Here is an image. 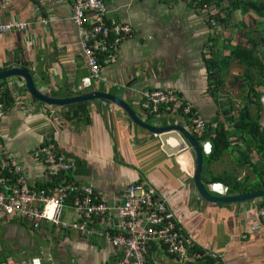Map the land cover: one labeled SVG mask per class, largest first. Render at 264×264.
Here are the masks:
<instances>
[{"label":"crops","instance_id":"crops-1","mask_svg":"<svg viewBox=\"0 0 264 264\" xmlns=\"http://www.w3.org/2000/svg\"><path fill=\"white\" fill-rule=\"evenodd\" d=\"M73 4L74 0H9L6 9L0 5V25L16 21L29 26L25 33L0 35V73L25 70L43 95L58 99L78 95V82L89 71L71 22ZM250 5L264 6V0H107L106 22L128 25L132 34L104 63L100 79L86 92L120 97L153 126L169 123L190 129L180 112L166 119L145 117L140 110L141 90L179 91L206 121V132L217 124L230 132L228 150L206 168L203 179L209 184L223 174L245 179L249 172L243 157L248 154L252 163L259 159L254 151L248 153L246 135H239L228 123L250 105V82L227 57L240 45L254 48L262 60L264 11L255 13ZM44 19L48 25L39 23ZM215 71H219L217 80ZM5 83L12 101L0 121V140L4 154L22 168L29 187L48 184L30 154L40 143L51 141L72 162L74 181L91 187L106 205L119 204L125 189L145 177L166 198L181 229L198 248L219 254L223 264H264V225L258 214L263 199L241 204L203 200L193 184V151L180 135L179 140L172 133L152 134L106 101L80 102L78 117L57 126L49 112H72L78 103L51 107L33 101L21 80ZM253 87L261 100L264 88ZM4 186L0 181V188ZM71 214L66 209L63 221L70 222ZM156 255L147 263L176 264L172 257ZM35 257L42 264H114L117 259L101 242H82L73 234L56 236L46 227L31 231L14 217L1 218L0 261Z\"/></svg>","mask_w":264,"mask_h":264},{"label":"built area","instance_id":"built-area-1","mask_svg":"<svg viewBox=\"0 0 264 264\" xmlns=\"http://www.w3.org/2000/svg\"><path fill=\"white\" fill-rule=\"evenodd\" d=\"M107 0H74L71 22L79 35V50L88 66V76L78 82V92L90 89L101 76L104 63H109L121 42L132 34L128 25L108 24L105 20ZM3 9L9 0H0ZM48 25V20H40ZM29 26L20 22L0 25V35L25 33ZM27 43L28 38L26 39ZM141 111L145 117H166L180 112L193 134L202 138L207 123L194 105L173 89H145L140 91ZM264 117V97L261 98ZM7 113L0 101V121ZM51 121L57 126L65 123V114L51 110ZM75 119V118H73ZM203 156L211 153L209 140L200 142ZM30 158L38 163L48 182L43 187H29L23 170L7 154L0 142V169L15 180L0 188V220L14 217L31 231L42 227L54 229L56 236L68 231L82 242L97 241L112 249L117 259L114 264H148L150 256L166 255L176 264H223L221 256L210 249H201L180 227L166 198L158 194L147 178L129 185L122 201L106 205L89 186L74 181L72 162L59 152L54 142L37 145ZM3 184H5L2 181ZM9 183V182H7ZM208 192L218 198L227 196V188L219 183L208 186ZM70 209L71 221H63ZM258 214L264 225V206ZM40 249V248H39ZM199 249V252L196 251ZM0 264H42L40 258L0 261Z\"/></svg>","mask_w":264,"mask_h":264},{"label":"trees","instance_id":"trees-1","mask_svg":"<svg viewBox=\"0 0 264 264\" xmlns=\"http://www.w3.org/2000/svg\"><path fill=\"white\" fill-rule=\"evenodd\" d=\"M249 7L252 11L258 14L261 12L260 10L264 11L263 5H250L248 8ZM262 16L264 17V14H261V17ZM243 48L245 47L240 45L236 46L229 52L227 59H233L238 64V66L242 68L243 71H245L248 81L250 82V85L248 86L250 93V105L243 106L239 110L238 118L235 121L231 119L228 124L232 130L239 131V135H246L245 141L248 144L246 147L248 153L250 151H254L259 160L257 163H252L250 162L248 154L243 157V161H245V166L249 172L245 179L237 181L232 175L223 174L215 177L212 180L211 184L219 183L227 188V196L245 195L253 192L264 191V138L262 136V127L264 125L263 106L261 104L258 89L255 90L253 87L257 86L259 88H264V64L263 61L258 56H256V51L254 48L251 51ZM208 63L209 68L216 69L215 63ZM218 73L219 71H215L214 73L216 80L218 78ZM0 101L5 103L6 107L12 101L10 97V89L5 81L0 82ZM81 104L82 103L77 104V110L75 109L72 112H65V118L68 120L77 118L79 112L78 107ZM186 129L197 141L202 142L204 140H209L211 143V153L209 156L203 157V168L200 176L201 182H204V185L208 189L210 184L203 179V175L206 171V168L211 165V163L221 158L228 150L230 144L228 141V136L230 132H228V130L225 129L222 124H217L213 130H209L204 133L202 138H197L190 129ZM251 177L253 180H251ZM14 180L15 179L13 177L7 175V173H4L0 169V181H3L5 185L9 186V184H11ZM50 230L53 234H56L54 229ZM69 234L70 233L66 231L62 234V236ZM196 251L199 252V249H196Z\"/></svg>","mask_w":264,"mask_h":264},{"label":"water","instance_id":"water-1","mask_svg":"<svg viewBox=\"0 0 264 264\" xmlns=\"http://www.w3.org/2000/svg\"><path fill=\"white\" fill-rule=\"evenodd\" d=\"M262 61L264 64V52L262 54ZM8 79H19L23 82L26 92L34 100L43 103L49 106L63 107L71 104H77L80 102H90L92 104L97 103L98 101H106L113 103L114 105L121 108L128 119L135 125L147 129L152 134L155 135H166L174 134L180 140V135L191 147L194 154V174H193V184L198 193V195L208 203L212 204H241L246 202H251L257 199H264V191L253 192L245 195H236V196H226L223 198H218L212 196L206 186L201 182L200 176L203 168V153L201 150L200 142L197 141L191 133H189L185 128L179 125H171L169 123L165 125L153 126L143 120H141L134 110L120 97L111 95L103 91H92L79 93L78 95L68 98L63 97L61 99L53 98L48 95H43L40 93L32 83V76L25 70L20 69H10L5 72L0 73V81H5ZM262 136L264 138V125L262 127Z\"/></svg>","mask_w":264,"mask_h":264},{"label":"bare ground","instance_id":"bare-ground-1","mask_svg":"<svg viewBox=\"0 0 264 264\" xmlns=\"http://www.w3.org/2000/svg\"><path fill=\"white\" fill-rule=\"evenodd\" d=\"M1 141V140H0Z\"/></svg>","mask_w":264,"mask_h":264}]
</instances>
